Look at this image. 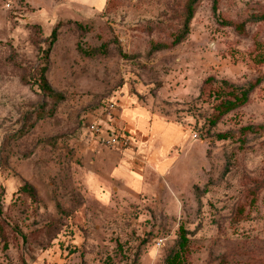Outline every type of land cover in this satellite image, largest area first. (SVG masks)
Wrapping results in <instances>:
<instances>
[{"label": "rangeland", "instance_id": "1", "mask_svg": "<svg viewBox=\"0 0 264 264\" xmlns=\"http://www.w3.org/2000/svg\"><path fill=\"white\" fill-rule=\"evenodd\" d=\"M103 1L0 0V264H166L182 231L183 264H264V0H197L186 32L188 0ZM208 77L260 84L209 127ZM108 100L190 135L148 191L87 133Z\"/></svg>", "mask_w": 264, "mask_h": 264}, {"label": "crops", "instance_id": "2", "mask_svg": "<svg viewBox=\"0 0 264 264\" xmlns=\"http://www.w3.org/2000/svg\"><path fill=\"white\" fill-rule=\"evenodd\" d=\"M96 2L101 10L104 1ZM117 105V123L136 138V143L121 154L112 152L109 174L134 192L148 191L147 178L158 180L167 175L175 161L172 154L184 145L190 135L178 124L150 114L141 107Z\"/></svg>", "mask_w": 264, "mask_h": 264}, {"label": "trees", "instance_id": "3", "mask_svg": "<svg viewBox=\"0 0 264 264\" xmlns=\"http://www.w3.org/2000/svg\"><path fill=\"white\" fill-rule=\"evenodd\" d=\"M197 0H188L186 8V18H185V32L187 30V25L193 15V5ZM258 19L264 21V13L259 15ZM236 27H239V31L243 33L242 26L237 24ZM182 37H177L172 41V45H176L180 42ZM56 40V28L51 33V44ZM40 82L42 87L45 90H50L49 86L46 83L44 77V72H41ZM260 84V79H256L254 82H251L246 88H238L237 86L222 82L218 85L216 80L213 77H208L203 81L201 87V96L207 92V98L212 99L214 104L212 105V115L208 120L209 127H214L222 117L228 113L237 110L240 107H243L249 99L250 94ZM20 193H25L29 195L33 200L36 199V194L32 186L28 183H24L19 189ZM2 237V235H0ZM187 239L185 238V232L182 231L178 243V250L174 254L166 259V264H183L184 263V251L186 248Z\"/></svg>", "mask_w": 264, "mask_h": 264}, {"label": "built area", "instance_id": "4", "mask_svg": "<svg viewBox=\"0 0 264 264\" xmlns=\"http://www.w3.org/2000/svg\"><path fill=\"white\" fill-rule=\"evenodd\" d=\"M104 118L102 122H90L87 133L92 141L100 147L108 149L128 150L134 147L136 138L127 133L117 123L118 105L113 100L103 104Z\"/></svg>", "mask_w": 264, "mask_h": 264}]
</instances>
